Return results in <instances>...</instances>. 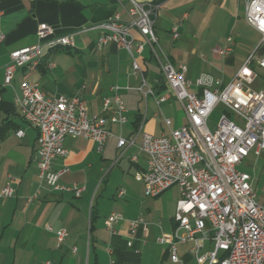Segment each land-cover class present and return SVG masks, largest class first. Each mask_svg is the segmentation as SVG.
Wrapping results in <instances>:
<instances>
[{"label": "crops", "instance_id": "obj_1", "mask_svg": "<svg viewBox=\"0 0 264 264\" xmlns=\"http://www.w3.org/2000/svg\"><path fill=\"white\" fill-rule=\"evenodd\" d=\"M136 1L159 6L154 25L159 40V45L154 47L155 54L144 43L141 53H136V45L141 41L137 32H133V53L156 94L166 96V103L160 107L152 97L145 101L134 90L138 80L132 74L131 56L124 49L111 43L97 51L98 31H83L105 22L115 13H120L125 21L126 15L117 0H0L1 84L4 67L10 61L9 54L38 43L35 33L40 24L51 26L56 36H70L73 42V46L50 50L44 46V56L35 71L21 68L14 74L11 86L0 87V192L9 175L13 178L11 186L14 189L12 198L0 197V264H171L167 247L158 244L157 238L173 233L176 227L173 216L179 191L176 188L177 199L173 195L175 187L160 195L168 193L165 211L159 215L153 212L152 206L137 207L135 203L143 199L144 189L135 174L145 168L146 158L138 149L139 138L134 145L120 150L117 140H130L142 122V130L155 137L168 135L171 130L187 124L182 107L162 80L160 63L168 59L175 68L186 66V77L192 81L203 74L199 57L209 56L212 59L207 65L214 74L210 75L227 84L259 41L254 48H248L246 57L236 54V36H241L240 28L252 29L244 20L242 0ZM121 3L125 7L129 5L126 0ZM174 28H177V39L172 37ZM229 37L232 38V53L225 57L214 55L212 50L227 46ZM236 58L240 60L239 66L229 73L230 68L236 66ZM23 81L38 83L51 98L78 97L85 103L88 113L96 116L107 115L103 99L112 96L114 86L121 88L119 96L128 110L127 122L109 127L113 136L102 151H98L97 144L91 140L67 137L64 141L66 156L52 162L54 171L64 170L59 180L62 185L84 186L78 199L70 193L42 189L36 200H27L39 186L35 162L38 132L19 116L17 99ZM164 119L170 120V127L165 125ZM17 131H22L24 136L19 138ZM132 147L144 156L143 164L138 156L130 155ZM125 156L128 162L122 164ZM134 156L138 159L136 163L130 160ZM115 171L120 177L113 197L124 202L103 210L99 205L103 201V205L109 203L104 194L109 192L107 187ZM131 171L132 181L124 178ZM120 191L124 194L118 197ZM151 199L155 201L157 197ZM112 213L122 217L114 225L113 233L106 227V219ZM90 215L93 220L89 231ZM141 215L146 224L130 235L128 222ZM59 229L66 230L67 237L57 248L55 233ZM179 248L184 251L180 253ZM179 248L182 263L195 264L188 255L189 245ZM209 248L210 243L206 242L205 249Z\"/></svg>", "mask_w": 264, "mask_h": 264}, {"label": "built area", "instance_id": "obj_2", "mask_svg": "<svg viewBox=\"0 0 264 264\" xmlns=\"http://www.w3.org/2000/svg\"><path fill=\"white\" fill-rule=\"evenodd\" d=\"M126 1L127 7L122 5V0H117L126 15L125 21L120 13H115L105 22L83 31H98L97 51L111 43L124 49L131 56L132 74L138 80L134 90L145 101L152 97L160 107L167 98L156 94L133 53V32L141 37L136 45L137 54L141 53L143 43L153 52L159 45L154 32L159 6ZM242 1L244 20L259 34L260 40L230 82L223 84L203 73L193 83L186 77V66L175 68L166 59L165 63H160L162 80L182 107L187 124L171 130L168 135L155 137L142 130V122L130 140H117L120 150L134 145L139 138L138 149L146 161L145 168L135 177L142 182L146 197L156 198L173 187L179 191L173 216L176 227L173 233L157 238L158 244L167 247L171 264H183L178 248L184 245H189L188 255L195 264H264V201L257 200L252 177L237 169L250 153L259 156L264 152V87L253 88L260 78L258 71L264 73V0ZM35 35L38 43L9 54L10 61L4 67L0 87L11 86L14 74L21 68L35 71L44 56V46L49 50L73 46L70 36H56L47 24H40ZM172 37L177 39V28L172 30ZM226 42L227 46L213 49V54L229 56L232 38H227ZM260 80L264 85V76ZM120 90L119 86H114L112 96L103 99L102 106L107 115L96 116L88 113L85 103L78 97L51 98L38 83L23 81L20 84L19 116L38 132L35 162L39 186L28 202L36 200L42 189L70 193L75 199L81 197L84 186L62 185L59 180L64 170L54 171L52 162L66 156L64 141L67 137L91 140L97 144V150L102 151L113 136L109 127L127 122V109L119 96ZM219 105L223 107V113L215 128L210 130L209 118ZM164 123L167 127L171 125L168 119H164ZM16 134L19 138L24 136L22 131ZM130 160L136 163L138 159L134 156ZM12 181L9 175L0 197L14 196ZM262 193L264 196V181ZM123 194L120 191L117 196ZM121 220L119 214H110L106 219L107 230L113 233L114 225ZM145 224L142 217L129 221L130 235ZM55 235L59 248L66 240L67 232L59 229ZM206 242L210 243L209 249H205Z\"/></svg>", "mask_w": 264, "mask_h": 264}, {"label": "rangeland", "instance_id": "obj_3", "mask_svg": "<svg viewBox=\"0 0 264 264\" xmlns=\"http://www.w3.org/2000/svg\"><path fill=\"white\" fill-rule=\"evenodd\" d=\"M241 8L243 7V4L241 3ZM240 33L241 36H236V43H235V47H236V54H238V56H245L246 51H248V48H254V46L258 43L259 41V36L249 27H242L240 28ZM237 35V34H236ZM240 37V38H239ZM240 51H243V53H241ZM257 57V56H256ZM255 57V58H256ZM197 59V58H195ZM211 57L209 56H204L203 58L199 57V63H200V71H202L203 73L206 74H213L211 68L207 65L208 61H211ZM235 67H231L230 68V72L229 73H233L239 66V62L240 60H238V58L235 59ZM203 62V63H202ZM260 78L256 81V84H254L253 88H259V87H264V85H262L261 82V76H264V73L261 71H258ZM195 79H192L191 82L194 83ZM140 107L143 108V103H140ZM127 109V107H126ZM128 113V110H127ZM223 113V107L222 106H217L208 121V127L210 130H213L221 116V114ZM127 117V115H126ZM231 119L234 120L233 117H231ZM138 143V140L136 142V144ZM130 155H135L138 156V158L140 159V164L144 163V156L138 151V149L136 147H132L130 150ZM128 156H125L121 163L122 164H127L128 162ZM239 171L242 172H246L248 173L251 177H252V187L253 190L255 191L256 195H257V200L259 202H263L264 201V196L262 193V186H263V181H264V152H262L261 155L256 156L253 152L250 153L248 155V157H246L242 163L238 166L237 168ZM120 177V173L118 172H113L110 180H109V184L107 187V190L109 191L107 194H104V197L107 198L109 203H106V205H103L104 201L100 203L99 207H101L103 210L110 208V206L114 205V204H121L124 202L122 199H116L113 197L114 194V189H115V185L118 183V178ZM124 178L129 179L130 181L133 180V172L131 171L128 174L124 175ZM100 192V191H99ZM174 194L176 195V199L178 198V193H177V189L174 188L173 189ZM143 199H140L138 201H136V206H144L147 205L148 207L152 206V210L154 213H157L158 215L161 212L165 211V202L168 199V193H166L163 196H159L157 197V200H153L149 197H144V195H142ZM153 202V203H152ZM155 206V207H154ZM140 217H144L143 215H141ZM145 218V217H144ZM154 219H158V218H154ZM183 233H180V236H182ZM166 247V246H165ZM180 249V253L182 251H184L183 248H179Z\"/></svg>", "mask_w": 264, "mask_h": 264}, {"label": "trees", "instance_id": "obj_4", "mask_svg": "<svg viewBox=\"0 0 264 264\" xmlns=\"http://www.w3.org/2000/svg\"><path fill=\"white\" fill-rule=\"evenodd\" d=\"M92 215H90V219H89V231L91 230L92 227Z\"/></svg>", "mask_w": 264, "mask_h": 264}]
</instances>
